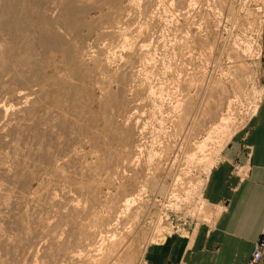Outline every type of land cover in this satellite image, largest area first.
Segmentation results:
<instances>
[{"label":"rangeland","instance_id":"374dc122","mask_svg":"<svg viewBox=\"0 0 264 264\" xmlns=\"http://www.w3.org/2000/svg\"><path fill=\"white\" fill-rule=\"evenodd\" d=\"M58 1L59 12L72 3L78 23L70 34L58 28L71 56L62 59L61 46L38 47V59L43 71L52 57L62 60L65 75L46 74L56 90L41 99L25 83L13 84L30 96L23 106L48 102L47 111H34L15 132L5 127L0 141V263L60 264L65 237L92 229L93 241L73 235L92 244L83 247V264H99L97 252L113 237L133 247L129 264H145L147 245L172 225L211 224L217 213L204 190L221 151L257 110L264 0ZM65 79L74 85L64 87ZM187 107H198L193 126ZM126 197H133L127 208ZM59 217L70 224L58 226Z\"/></svg>","mask_w":264,"mask_h":264},{"label":"crops","instance_id":"0c3cea01","mask_svg":"<svg viewBox=\"0 0 264 264\" xmlns=\"http://www.w3.org/2000/svg\"><path fill=\"white\" fill-rule=\"evenodd\" d=\"M257 80L260 99L247 131L227 142L208 176L212 223L172 225L147 245L145 264H246L264 228V71Z\"/></svg>","mask_w":264,"mask_h":264},{"label":"bare ground","instance_id":"6f19581e","mask_svg":"<svg viewBox=\"0 0 264 264\" xmlns=\"http://www.w3.org/2000/svg\"><path fill=\"white\" fill-rule=\"evenodd\" d=\"M60 1H63V0H60ZM71 1V0H70ZM66 4L62 3L63 6H62V9L60 10L59 12V7L58 5L61 4L59 3L58 0H0V141L3 140L5 138V136L8 134V133H5V127L7 129V127L12 131L18 129V128H21V126L23 125H27L25 124V121L26 119H30V117H32V115H34V113H37V112H34L36 110L38 111H42L44 110V108L47 106V104L44 102V104L42 105H38L36 106L33 105V106H30V107H25V105L23 106V104L25 102L28 103L29 99L28 97L30 98V96L27 94L26 95V92H23V90H19L14 88L15 86H13V84H18V83H25V86L29 87V90H30V93L31 94H36L37 97H40L39 99L43 98V97H47V95H49L51 93V91L53 89L56 90L55 88V85L53 83H50L49 81L50 80H47L48 76L46 74H64L63 71L64 70V67H60V65L62 64L63 66V63H60L59 65V62H62L59 61L58 63L55 62L54 60H52L51 58V61H46V63H48L46 66H45V70L43 71V69L39 66V61L41 59H38L39 58V53L41 51V49L44 47L46 49H53V51H55L54 49H56L58 46H61V52H62V57H64L65 59L68 58L70 55L71 52H69L66 47H65V37H64V34L59 32L58 31V28H60V30H64L65 33H68L70 32L74 27L75 25L78 23L75 22V18H74V11H73V6H72V3H68L67 1L65 2ZM262 10V7L259 6ZM259 7L257 8L259 10ZM61 8V7H60ZM240 10V9H239ZM241 11V10H240ZM239 11V12H240ZM239 15V14H238ZM76 17V16H75ZM80 22V21H79ZM40 28V31H38V29ZM75 30V29H74ZM39 32V33H38ZM37 34H39V36L37 37ZM73 33V32H72ZM71 33V34H72ZM70 34V33H68ZM111 35V34H110ZM114 35V34H113ZM143 35V34H142ZM138 36V35H137ZM133 38V37H132ZM145 40V39H144ZM144 40L142 39L141 41L144 42ZM67 42V41H66ZM139 42V41H138ZM141 42V43H142ZM140 43V42H139ZM69 44V43H68ZM144 44V43H142ZM145 46V45H144ZM38 47H41L40 51H39V48ZM59 49V50H60ZM53 53V52H52ZM59 53V52H57ZM78 53V52H77ZM137 53V52H136ZM42 54V53H41ZM46 55V53H45ZM50 55V54H49ZM51 56V55H50ZM53 56V55H52ZM48 59L49 56H47ZM46 57V58H47ZM58 57V56H56ZM60 58V57H59ZM62 58V59H64ZM70 58V57H69ZM44 60V59H43ZM46 60V59H45ZM63 62H65V60H63ZM43 63V62H42ZM45 63V64H46ZM57 63V64H56ZM66 63V62H65ZM70 68V67H69ZM69 70V69H68ZM77 71V70H76ZM74 73H77V72H74ZM127 73V72H126ZM26 76V74H32L33 77L31 78V76ZM35 74H41L38 78H36V82H35V78H34V75ZM42 74H45L46 76L42 75ZM73 75V74H72ZM36 76V75H35ZM53 76V75H51ZM49 76V77H51ZM27 77L31 78V79H28ZM34 78V79H33ZM41 79V80H40ZM57 79V78H56ZM54 79V80H56ZM62 79V78H61ZM53 80V78L51 79ZM53 80V81H54ZM48 81V82H47ZM30 82V83H29ZM44 82V83H43ZM52 82V81H51ZM57 82V80H56ZM29 83V85H27ZM58 84V83H57ZM22 85V84H20ZM24 85V84H23ZM22 85V86H23ZM74 84L72 83V81H70L69 79H65L64 80V87H71L73 86ZM18 86V85H16ZM46 86V87H45ZM201 86V84H200ZM24 87V86H23ZM74 88V87H73ZM64 91L65 89L62 88ZM78 89V87H77ZM58 90V89H57ZM60 90V89H59ZM67 90V89H66ZM70 91V88L68 89ZM63 91V92H64ZM56 92V91H55ZM62 92V91H61ZM71 92V91H70ZM67 93V92H66ZM65 94V93H63ZM68 94V93H67ZM51 95V94H50ZM66 95V94H65ZM55 96V94H54ZM12 98L14 100H16V105H14V103L12 104L11 102L9 104L11 105H7L6 104V98ZM38 99V101H39ZM45 99V98H44ZM27 100V101H26ZM37 101V102H38ZM35 102V101H33ZM54 102V101H53ZM30 103V102H29ZM182 103V102H181ZM34 104V103H33ZM202 104V103H201ZM32 105V104H31ZM50 105V104H49ZM29 106V105H28ZM191 106V105H190ZM50 107V106H49ZM194 107V106H193ZM192 107V108H193ZM186 108V107H185ZM187 116L185 114L186 117H188L187 119V123H191V126H193L194 122L197 121V113L199 112L198 111V107L197 108H194V109H191V107H187ZM46 111H47V108H45ZM34 112V113H33ZM43 112V111H42ZM203 112V111H202ZM45 113V112H44ZM10 114V118L7 117V115ZM51 114V113H50ZM38 115V114H37ZM44 115V114H43ZM42 116V115H40ZM48 116V115H47ZM205 116V115H204ZM6 118H8V120H5ZM227 117L223 118L222 117V120L225 121ZM38 120V119H37ZM185 120V119H184ZM228 120V118H227ZM226 120V121H227ZM39 123V122H38ZM181 123V122H180ZM185 123V122H184ZM226 123V122H225ZM124 124V123H123ZM225 125V124H224ZM190 126V127H191ZM49 127V126H48ZM189 127V129H190ZM23 128V127H22ZM197 128V127H196ZM195 128V129H196ZM22 130V129H21ZM198 130V129H197ZM195 131V130H194ZM15 132V131H14ZM112 133V132H111ZM6 134V135H5ZM128 134V133H127ZM210 134V133H209ZM187 136V135H186ZM209 137V136H208ZM107 139V138H106ZM6 140V139H5ZM7 143V142H6ZM3 144V143H2ZM109 144V143H108ZM206 144V143H205ZM203 142L199 145V148H201V151L204 150L202 149L203 148ZM205 146V145H204ZM192 148V147H191ZM188 149V148H187ZM200 150V149H199ZM198 150V151H199ZM167 151V150H166ZM193 154V153H192ZM194 156V155H193ZM200 156V155H199ZM131 158V157H130ZM192 158V157H191ZM114 165V164H113ZM160 165V164H159ZM71 176V175H70ZM90 177V176H89ZM65 179V178H64ZM88 180V179H87ZM64 181V180H63ZM111 181V180H110ZM163 183V182H162ZM110 184V183H109ZM82 186V185H81ZM85 187V186H84ZM88 187V185H87ZM9 188V187H8ZM82 188V187H81ZM80 188V189H81ZM47 189V188H46ZM91 189V188H90ZM7 190V188L5 189ZM88 189H86L87 191ZM92 190V189H91ZM7 191H10V190H7ZM6 191V194L10 193V192H7ZM44 191V190H43ZM48 191V190H47ZM81 191V190H80ZM5 192V191H4ZM3 192V193H4ZM46 192V190H45ZM90 192V191H89ZM88 192V193H89ZM12 193V192H11ZM10 193V194H11ZM5 194V193H4ZM44 194V193H43ZM47 197H48V194H50L49 192L46 193ZM93 194V193H92ZM2 195V193H1ZM41 194L37 195V196H40ZM51 195V194H50ZM35 196V197H37ZM45 196V197H46ZM97 196V195H96ZM131 196V195H130ZM34 197V199H35ZM33 198V197H32ZM42 198V197H41ZM130 198H133V197H130ZM126 197L124 200V203H122L123 205L122 206H125V208H127L128 204L130 203L131 199ZM33 199V201H35ZM39 199V198H38ZM36 199V200H38ZM47 199V198H45ZM73 199V198H72ZM91 199V198H90ZM41 200H44V197L41 199ZM69 200V199H68ZM49 201V199H48ZM51 201V200H50ZM52 202V201H51ZM50 202V203H51ZM61 203V202H60ZM59 203V204H60ZM67 205V204H66ZM49 206V205H48ZM47 206V207H48ZM65 206V205H64ZM119 206V205H118ZM67 207V206H66ZM73 207V206H72ZM63 208V207H62ZM117 208V207H116ZM49 209V208H48ZM73 209V208H72ZM47 210V209H46ZM69 210V209H68ZM75 210V209H74ZM100 210V209H99ZM115 210V209H114ZM49 211V210H48ZM51 212V211H49ZM65 212V211H64ZM88 213V212H87ZM93 213V212H92ZM99 213V212H98ZM115 213V212H114ZM47 214V213H46ZM116 214V213H115ZM49 215V214H48ZM48 215L46 216L47 219L50 220L53 219L55 220L54 218L50 217L48 218ZM52 215V214H51ZM61 215V213H60ZM54 216V215H53ZM66 216V215H65ZM95 216V215H94ZM97 216V215H96ZM95 216V217H96ZM99 216V215H98ZM115 216V215H114ZM43 217V216H42ZM46 217H44L46 219ZM94 217V218H95ZM102 217V215H101ZM43 218V219H44ZM60 220H58L57 222L59 223V221L63 220L64 218L61 219V217H59ZM107 218V216H106ZM111 218V216H110ZM46 219V220H47ZM93 219V218H92ZM98 221H99V218H97ZM102 219H105V218H102ZM100 219V220H102ZM118 219V218H117ZM117 219H113V220H117ZM37 220V219H36ZM41 220V219H40ZM40 220H38L39 223H41V226L40 228H45L46 226V220L43 222ZM48 220V221H49ZM65 220V219H64ZM96 220V219H95ZM111 220V219H110ZM109 220V221H110ZM52 221V220H51ZM68 221V220H67ZM76 221V220H75ZM74 221V222H75ZM103 221V220H102ZM37 222V223H38ZM55 222V221H54ZM56 222V223H57ZM64 222V221H63ZM61 221V224L58 225V226H61L62 223ZM69 222V221H68ZM101 222V221H100ZM53 223V222H52ZM66 222H64L65 224ZM79 223V222H78ZM106 223V222H105ZM108 223H111L108 222ZM48 224V223H47ZM68 223L65 224V227ZM70 224V223H69ZM68 224V225H69ZM98 224V223H97ZM96 224V225H97ZM104 224V223H102ZM113 224V222H112ZM51 225V224H50ZM75 225V224H73ZM79 225V224H78ZM99 225V224H98ZM101 225V224H100ZM99 225V226H100ZM108 225V224H106ZM110 225V224H109ZM39 226V224H38ZM55 227V225H52ZM71 226V225H70ZM105 226V225H103ZM77 227V226H76ZM81 228V225L79 226ZM83 227V226H82ZM48 227H46L47 229ZM52 228V227H51ZM58 228V227H57ZM75 228V227H74ZM77 227V229H80ZM85 228V227H84ZM97 228V227H96ZM106 228V226H105ZM113 228V227H112ZM71 229V228H70ZM76 229V228H75ZM76 229V230H77ZM83 229V228H82ZM81 229V230H82ZM100 229V228H98ZM97 229V230H98ZM51 230V229H49ZM53 230V229H52ZM51 230V231H52ZM56 230V229H55ZM96 230V231H97ZM110 230V229H109ZM58 231V230H57ZM55 231V232H57ZM106 231H107V228H106ZM50 232V231H48ZM47 232V238H49V233ZM59 232V231H58ZM65 232V231H64ZM77 232V231H76ZM74 231V234L76 233ZM80 232V236H79V233ZM78 237L81 238V236H83L84 239H88V240H92V238H95L97 233L94 232V230L90 229V230H84L82 233L80 230H78ZM105 232V231H104ZM60 233V232H59ZM67 233V232H66ZM45 234V233H44ZM51 234V233H50ZM53 234V233H52ZM57 234L55 235H51L52 236V239L49 240V241H53V239L55 238V236L57 237ZM73 234V235H74ZM3 235V234H2ZM43 235V234H42ZM73 235L71 236V238L73 239ZM77 235V234H76ZM116 235V234H115ZM54 236V238H53ZM75 236V235H74ZM42 237V236H41ZM67 238L70 237V236H66ZM65 237V240H63V244H62V247L60 249V251L58 250L59 248H57V250L59 251H53L54 252H58L57 256L59 255V260L60 258L62 259L61 261H65L66 263V260H68V262L72 261V262H78L83 264L85 263L84 260L82 258H84V256H81V253L83 250H86L85 248L89 247V246H92V244H88L86 245L84 243V239H80L79 240H76L78 239V237H74L76 239H73L75 240L73 242V240L71 238H66ZM46 238V237H45ZM44 238V239H45ZM46 238V239H47ZM127 238V236H126ZM1 239V237H0ZM45 239V240H46ZM50 239V238H49ZM71 240L73 243H70L67 241L68 240ZM119 238H116V237H113V239L111 240L110 244L107 246V248L105 249L104 247V251H102L101 253L97 252V254H99L98 257L100 262L99 264H129V261L126 260L127 257L131 256L128 252H129V243L127 241H125V239H122V240H117ZM48 240V239H47ZM46 240V241H47ZM57 240V238H56ZM55 240V241H56ZM67 240V241H66ZM7 241V240H6ZM20 241V240H19ZM54 241V242H55ZM93 241V240H92ZM91 241V242H92ZM104 241V240H103ZM95 242V241H94ZM130 242V240H129ZM0 243H2V240L0 241ZM15 243V242H14ZM13 243V245H14ZM21 243V242H20ZM57 243V242H56ZM87 243V242H86ZM96 243V242H95ZM131 243V242H130ZM53 244V242H52ZM50 246H52L50 243H49ZM15 246V245H14ZM55 246V245H54ZM86 246V247H85ZM94 246V245H93ZM102 246V245H101ZM85 247V248H83ZM82 248V249H81ZM91 248V247H90ZM99 248V247H98ZM130 248H133V247H130ZM88 249V248H87ZM101 249V248H100ZM146 249V248H145ZM97 250V249H96ZM49 251V250H48ZM92 251V250H91ZM95 251V250H93ZM132 251V249H131ZM52 253V252H51ZM88 253V251H87ZM144 253H145V250H144ZM92 254V253H91ZM95 254V253H94ZM129 254V255H128ZM49 255V254H48ZM56 255V253H55ZM55 255H49V256H55ZM48 257V256H47ZM53 257L52 258H48L50 261H53ZM132 257V256H131ZM46 258V256H45ZM91 258V257H89ZM93 258V257H92ZM124 258V259H123ZM130 258V257H129ZM86 259V257H85ZM132 258H130V261H131ZM48 260V262H50ZM54 260H56L54 258ZM45 261V260H44ZM47 261V260H46ZM58 261V260H56ZM60 261V262H61ZM63 261V262H64ZM90 261V259H89ZM133 261V260H132ZM1 262V261H0ZM46 262V263H48ZM59 262V261H58ZM57 262V263H58ZM62 262V263H63ZM145 262V261H143ZM2 263V262H1ZM0 263V264H1ZM9 263V262H8ZM56 263V262H55ZM54 263V264H55ZM56 263V264H57ZM60 263V264H62ZM73 263V264H74ZM88 263V262H87ZM86 263V264H87ZM49 264V263H48ZM51 264V263H50ZM53 264V263H52ZM68 264V263H66ZM71 264V263H70Z\"/></svg>","mask_w":264,"mask_h":264},{"label":"built area","instance_id":"2783aa9c","mask_svg":"<svg viewBox=\"0 0 264 264\" xmlns=\"http://www.w3.org/2000/svg\"><path fill=\"white\" fill-rule=\"evenodd\" d=\"M258 7L259 5H256L255 9L258 10L257 9ZM258 11L259 12L262 11L260 7ZM263 261H264V228H262L258 238L253 243V248L250 252L246 264H259Z\"/></svg>","mask_w":264,"mask_h":264}]
</instances>
